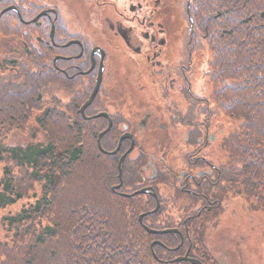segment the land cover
Instances as JSON below:
<instances>
[{"label":"trees","instance_id":"obj_1","mask_svg":"<svg viewBox=\"0 0 264 264\" xmlns=\"http://www.w3.org/2000/svg\"><path fill=\"white\" fill-rule=\"evenodd\" d=\"M184 2L206 54L205 105L195 107L194 118L206 114L210 125L212 117L227 120L226 157L188 192L180 185L174 190L173 174L160 173L157 183L169 184L168 190L153 188L156 212L149 194L121 195L145 187L140 169L147 160H124L121 186L112 190L124 145L109 152L121 129L103 135L101 152L97 138L107 123L90 118L98 114L91 106L84 111L90 119L81 116L88 94L47 73L41 45L31 46L16 13L0 16V39L9 43L0 52V212L23 201L18 211L0 216V264H191L174 261L186 252L218 264L206 248V232L223 223L241 194L264 227V0ZM14 133L25 142L6 143ZM175 193L193 200L183 214ZM143 225L177 229L183 241L175 233L153 235ZM258 231L264 236V228Z\"/></svg>","mask_w":264,"mask_h":264},{"label":"flooded vegetation","instance_id":"obj_2","mask_svg":"<svg viewBox=\"0 0 264 264\" xmlns=\"http://www.w3.org/2000/svg\"><path fill=\"white\" fill-rule=\"evenodd\" d=\"M8 7L27 25L31 46L41 45L49 75L89 97L101 71L89 106L121 129L118 141L125 135L124 160H147L145 187L168 190L155 177L162 159L174 190L188 192L209 178L215 164L206 153L224 129L213 127L215 117L211 125L206 114L194 118L205 105L206 54L184 0H4L0 13Z\"/></svg>","mask_w":264,"mask_h":264},{"label":"rangeland","instance_id":"obj_3","mask_svg":"<svg viewBox=\"0 0 264 264\" xmlns=\"http://www.w3.org/2000/svg\"><path fill=\"white\" fill-rule=\"evenodd\" d=\"M8 47L7 40L4 38L0 39V52L7 51ZM214 121L216 124L213 127L222 123L225 132L221 136L214 137V140H211L210 153H206V156L210 154V161L215 163L217 158L224 160L226 157L222 145L224 144L223 135L227 134L229 124L226 122L227 120H224L220 116H216ZM24 142L25 137L18 133H14L6 140V143L10 145H21ZM218 144L221 146H218ZM159 162L163 164V161ZM165 162L166 161H164V163ZM166 165H168V163L159 167L164 168L156 172L157 175L155 177L160 173L167 174V168L171 167H166ZM177 171L178 170H176V172ZM147 174L149 175L150 172L147 171ZM176 195L180 197L178 198L175 196L174 204L178 206L180 213L183 214L185 209L183 206L186 205L184 194L176 193ZM22 202L23 201H19L17 204L2 210L0 216L5 215L6 212L18 211ZM250 206V200L247 199L244 194H241V197L237 199V205L233 208L232 212H229V216L225 217L223 223L219 224L216 229L206 232V237L204 239L206 248H209L219 264H264V236L258 231L264 227L260 219H258L260 213L257 214V218H254V213H250ZM234 213L235 215H233ZM177 215L181 217L179 212ZM253 220H255V222H253ZM235 250L238 252V256L234 255Z\"/></svg>","mask_w":264,"mask_h":264},{"label":"water","instance_id":"obj_4","mask_svg":"<svg viewBox=\"0 0 264 264\" xmlns=\"http://www.w3.org/2000/svg\"><path fill=\"white\" fill-rule=\"evenodd\" d=\"M187 9H188V6H187ZM9 10H16L14 7H8L6 9H4L0 15L4 12H7ZM188 11V10H187ZM43 13H41L39 16H41ZM21 19V18H20ZM36 20V18L34 19ZM100 80H101V71H99L98 73V76L96 78V82L94 84V87L92 89V92L90 93L88 99L85 101V103L80 107V114L81 116L84 118V119H89L85 116L84 114V111H85V108H87L92 100L95 98L97 92H98V88H99V84H100ZM99 117H104L108 120V124H107V127L101 131L99 134H98V138H97V146H98V149L101 151V152H104L103 149H102V146H101V140L103 138V135L106 134L109 130H110V127L112 125V122H111V119L109 118V116L107 115V113H104V112H101V113H98L96 115H94L92 118H99ZM125 138V135L121 136L118 143H117V147L116 149H114L112 152H109V154H115L119 148H120V145H121V141ZM132 147V145H130V148ZM124 159H125V154H122L119 158V161H118V164H117V169H118V175H117V178L119 180V183L118 185L112 187V190H117L120 188L121 186V175H122V165H123V162H124ZM138 194H149L151 195L154 199H155V208L151 211V212H156L159 208V200L157 198V194L155 192V190L152 188V187H144L138 191H135L134 193H132L131 195H138ZM123 196L127 197V196H131V195H128V194H122ZM145 216V214H141L139 215V222L142 223V218ZM143 228L153 234V235H158V234H166V233H171V234H178L180 237H181V242L180 244L182 243V233L180 231H178L177 229H160V230H156V229H150L148 228L147 226L143 225ZM160 242L159 241H155L153 243L154 244H159ZM154 257H156V255L154 254ZM174 261H187L191 264H204L202 263L200 260L198 259H195V258H192V257H189L188 256V253L186 252L183 256H178L174 259Z\"/></svg>","mask_w":264,"mask_h":264}]
</instances>
